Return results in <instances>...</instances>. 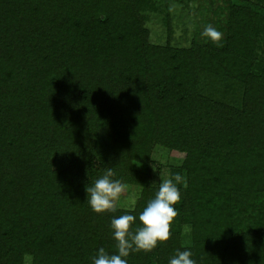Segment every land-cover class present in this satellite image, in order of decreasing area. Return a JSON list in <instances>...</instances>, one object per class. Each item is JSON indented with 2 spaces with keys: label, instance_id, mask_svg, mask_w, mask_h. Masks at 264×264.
<instances>
[{
  "label": "trees",
  "instance_id": "obj_1",
  "mask_svg": "<svg viewBox=\"0 0 264 264\" xmlns=\"http://www.w3.org/2000/svg\"><path fill=\"white\" fill-rule=\"evenodd\" d=\"M224 1L221 46L183 47L148 41L154 0H0V264L115 252L111 219L158 189L155 143L185 155L169 166L181 200L169 240L128 264L185 248L197 264H264V0ZM202 73L240 83L239 104L202 92ZM108 168L139 192L98 214L85 188Z\"/></svg>",
  "mask_w": 264,
  "mask_h": 264
},
{
  "label": "rangeland",
  "instance_id": "obj_2",
  "mask_svg": "<svg viewBox=\"0 0 264 264\" xmlns=\"http://www.w3.org/2000/svg\"><path fill=\"white\" fill-rule=\"evenodd\" d=\"M154 2L156 11L146 12L143 21L149 30L148 41L151 43L163 44L169 39L172 44L188 47L192 41L205 42L208 39L202 33L209 24L223 34L220 25L224 23L226 17L224 0H214L213 3L210 0H154ZM199 87L202 92L214 99H221L234 105L240 102L242 85L234 79L202 73ZM184 160V153L169 146L152 144L148 161L149 176L151 181L155 182L153 184L159 185L160 179L169 178V166L180 165ZM138 192L139 186L124 185L117 208H132ZM191 236L190 224H182L181 245H189ZM29 263L30 257L27 256L25 264Z\"/></svg>",
  "mask_w": 264,
  "mask_h": 264
},
{
  "label": "clouds",
  "instance_id": "obj_3",
  "mask_svg": "<svg viewBox=\"0 0 264 264\" xmlns=\"http://www.w3.org/2000/svg\"><path fill=\"white\" fill-rule=\"evenodd\" d=\"M202 35L218 47L221 46L223 34L212 25L205 26ZM113 176V169L108 168L91 186L85 188L86 201L98 214L115 212L121 200L124 185ZM181 183L179 173L160 179L155 195L147 201L138 217L131 212L114 216L110 227L116 241V251L109 253L103 247L98 248L91 257L92 264H128L130 252H150L159 243L169 240L172 223L178 213L175 206L181 200ZM168 264H197V261L192 258L191 250L185 248L176 249Z\"/></svg>",
  "mask_w": 264,
  "mask_h": 264
}]
</instances>
